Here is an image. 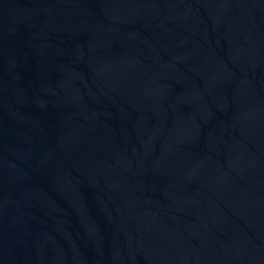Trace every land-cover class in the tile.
I'll use <instances>...</instances> for the list:
<instances>
[{"label":"water","instance_id":"obj_1","mask_svg":"<svg viewBox=\"0 0 264 264\" xmlns=\"http://www.w3.org/2000/svg\"><path fill=\"white\" fill-rule=\"evenodd\" d=\"M0 264H264V0H0Z\"/></svg>","mask_w":264,"mask_h":264}]
</instances>
